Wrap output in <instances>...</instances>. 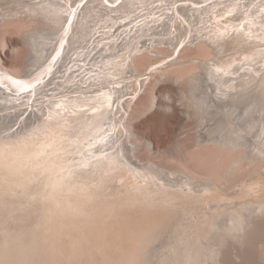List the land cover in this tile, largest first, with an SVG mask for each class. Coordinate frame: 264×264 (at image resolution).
Here are the masks:
<instances>
[{
	"label": "bare ground",
	"instance_id": "1",
	"mask_svg": "<svg viewBox=\"0 0 264 264\" xmlns=\"http://www.w3.org/2000/svg\"><path fill=\"white\" fill-rule=\"evenodd\" d=\"M12 34L28 53L0 73L41 82L0 80V189L41 190L0 227V264H144L162 234L131 214L159 207L167 260L264 259V0H0L2 51ZM170 82L197 121L192 147L161 153L172 169L134 130Z\"/></svg>",
	"mask_w": 264,
	"mask_h": 264
},
{
	"label": "rangeland",
	"instance_id": "2",
	"mask_svg": "<svg viewBox=\"0 0 264 264\" xmlns=\"http://www.w3.org/2000/svg\"><path fill=\"white\" fill-rule=\"evenodd\" d=\"M258 1H261V0H258ZM192 6L197 7L198 11H202L201 7L199 5H198L199 7L197 5L196 6L192 5ZM249 8H252V7L249 6ZM248 13L250 14V11H247L244 14L245 17L249 16ZM244 15L240 16V18L238 17L235 20H232V18L230 17V16H232V14H230V16L228 15L230 18L228 17L226 19V22L224 23L223 26L225 27V26L229 25L230 22L233 23L235 21L236 22L242 21V17L244 18ZM8 43L10 45V48L7 49L6 51H2L0 49V57L2 58L3 63H5L4 65L7 68H11V67H14L15 65H20L24 61V59L26 58L28 51H27V48L24 46L22 37L19 34L8 35ZM17 48L20 49V51L22 53V54H20V56L18 58H17V54H16ZM261 55H257L258 57H256V58H260L263 56V55L262 56ZM247 59H248V61H249V59L251 61L253 60V58L252 59L246 58V59H244L243 63H245L247 61ZM260 59L263 60L262 58H260ZM260 59H257L258 61H256V62L260 63V61H259ZM251 61H249V62H251ZM263 61H262V66H264ZM259 65L261 66V64H259ZM239 67L241 69V66H239ZM242 71H243V69L239 72H242ZM227 84H229V83H227ZM182 91L187 92L186 87H184L182 89ZM181 94H182L181 90H179L175 85H173L172 82H170L167 85H164V84L161 85V89L158 92V95H159V107H158V109L154 113L149 115L147 118L139 119V120H136L134 122L135 133L138 134L140 137H144L145 139L148 138L149 140H151L153 142V145L155 147V153H156L155 156H156V158L160 159V160L159 159H156V160L153 159V160L158 164L163 162V161H161V158H160L161 153H168V152H173V151L175 152V146H177L178 144H180V146L182 147L183 152H186L187 149L192 147L195 143L196 126H197L196 122L197 121L194 118V110H192L191 108L188 107V103L186 100H182V97H180ZM167 95H170V97H171V102H167V103H170L171 108H166V106H165L167 103H166L164 97ZM187 112L192 116V118L187 119V116H186ZM246 115L248 116V114H246ZM249 120H251V118H249ZM11 125H13V123H11ZM16 128H17V126L14 127L15 130H16ZM140 157L144 163L146 162L147 159L150 161L149 157L151 158V156L148 157V156H145V154L140 155ZM56 160L57 159H55V161ZM149 161H147L146 163H149ZM163 164H164V166L166 165L164 162H163ZM172 166H174V165L172 164ZM172 166H171V164L166 165V167L168 169H172L173 168ZM60 169L61 168H59V165L56 166L55 168L48 166V168L43 169V170H38L33 175H35L38 178L47 177L45 175L46 173H48V176H49V175L59 171ZM164 179H167V178L164 177ZM20 188H22V190H24V192L21 193V191H20V192H17L16 194H13V195H11L7 191L6 188L0 189V227L5 226L9 220V218H11L13 214L21 213L23 210L29 208L32 205V203H34V201H35V198L33 197L34 193L36 191L38 192L41 190L40 187L38 186V183H36V182H32L29 185L25 186L24 188L23 187H20ZM16 195H18V196H16ZM164 212H165V209L163 207H159V208H157L156 211H150L148 213L147 212L142 213L140 211H134L131 214V217L135 221L146 222L148 224L147 227L155 224L157 228L152 233H154L155 231H160V233L162 234V237L160 238V242L158 241L157 243H155L156 246L154 244L152 249H150L148 251V253L146 254L144 264H173V263L175 264L177 262V261H175L174 258L171 259L169 257L168 258L169 261L167 259H165V255H168V251L164 250V248H165L164 242H166V240H165L166 234L169 235L171 233V229H165V228H162L160 226L161 215ZM198 213H201V212H198ZM190 215H191V213L189 214V216ZM203 215L205 217V214H201L200 221L202 220ZM176 219L178 220V218H176L174 216L173 217L174 223H177ZM188 220L189 219L186 220V224L188 225V228H189L190 225H192V224H190V223L188 224ZM194 221H195V223H197L196 220H194ZM188 228L183 229L182 235L185 237H187L190 234V231L192 232L191 227L189 229L190 231H188ZM174 229H176V227ZM185 231H188V233ZM214 235L210 238V241H212V242H210L211 244L215 243L214 239H216V240L219 239L217 237V235L219 236V234H216L215 236ZM183 236H178V239L183 237ZM66 239H67V237H66ZM125 240H127L126 243H124V244L122 243V245L119 249V251H122L123 253H126L128 250H130L134 244L133 240H131L130 238H126ZM162 241H164V242H162ZM230 241H231V243H234L235 248H236L237 247L236 242H234L235 239L234 240L231 239ZM234 245H231V247H228L229 251H231L232 249H235ZM250 247H252V246H250ZM251 250L254 252V250L250 248V253H251ZM234 251H236V249ZM151 255L153 258L151 257ZM209 255L212 257V259L215 256V254H213V253L212 254L210 253ZM233 255H234V253H233ZM169 256H170V254H169ZM211 257L210 258L205 257L206 260L208 261V263H213V260L211 259ZM234 257H235V255L233 256V260L229 261L228 264L246 263L245 260H243V259L241 261L240 260L241 258H239V259L235 258V260H234ZM262 257L263 256H260V260ZM208 259H211L212 261L208 260ZM252 259L250 261L248 260L247 262L248 263L250 262L249 264H251L252 262L254 263V261H252ZM170 260L173 263H170L171 262ZM260 260H258V261L260 263L264 264V261H263L264 259L262 258V260L261 261ZM259 262L254 263V264H258Z\"/></svg>",
	"mask_w": 264,
	"mask_h": 264
},
{
	"label": "snow or ice",
	"instance_id": "3",
	"mask_svg": "<svg viewBox=\"0 0 264 264\" xmlns=\"http://www.w3.org/2000/svg\"><path fill=\"white\" fill-rule=\"evenodd\" d=\"M105 2L107 3L108 0H105ZM76 7H79V5H77ZM70 15L72 17L75 16V9H72L71 12H70ZM67 24L69 26H71L72 24V20L69 19L67 21ZM65 35H67V32L65 31ZM221 35H223V33H221ZM61 47H63V44H61ZM57 55H59V53H57ZM217 72L219 71H222V69L220 68H217L216 69ZM3 79H7L11 82V85L15 88L18 89V91H21V92H28V91H31L32 89H34L36 87V84L40 83L41 81L40 80H24V79H13L11 76H5L3 73H0V80H3ZM59 107V105H58ZM7 135V133H6Z\"/></svg>",
	"mask_w": 264,
	"mask_h": 264
}]
</instances>
